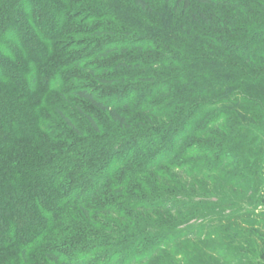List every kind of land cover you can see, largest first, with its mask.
Here are the masks:
<instances>
[{
    "label": "trees",
    "instance_id": "16d2710c",
    "mask_svg": "<svg viewBox=\"0 0 264 264\" xmlns=\"http://www.w3.org/2000/svg\"><path fill=\"white\" fill-rule=\"evenodd\" d=\"M169 1L185 17L188 39L195 37L189 22L230 29L257 16L250 1ZM91 2L0 0V264H127L120 260L138 252L131 241L137 236L126 237L102 216L122 215L121 207L140 210L137 227L146 235L139 247L152 251L157 242L172 247L175 222L198 210L168 206L169 189L157 192L182 184L174 177L178 169L180 179L191 180L188 164L178 159H188L200 145L187 143L200 112L191 103L195 93L183 84L198 83L200 70L186 61L193 48L181 45L180 35L174 40L172 32L184 25L173 26L166 15L149 32L132 19L138 12L125 0H114L110 14ZM132 2L151 13L147 0ZM260 3L254 1L253 8ZM75 6L82 8L79 13L72 12ZM215 13L230 16L229 22L219 23ZM107 19L115 25L105 24ZM70 23L80 27L68 29ZM146 34L157 42L138 37ZM67 36L96 40L85 53L74 54L64 45ZM145 50L172 57L152 59L149 66L133 59ZM234 54L251 57L245 47ZM249 69L240 71L247 76ZM155 84L151 98L138 97L144 90L136 85ZM170 145H181L182 152ZM191 153L201 159L197 150ZM141 261L128 264L146 263Z\"/></svg>",
    "mask_w": 264,
    "mask_h": 264
},
{
    "label": "rangeland",
    "instance_id": "374dc122",
    "mask_svg": "<svg viewBox=\"0 0 264 264\" xmlns=\"http://www.w3.org/2000/svg\"><path fill=\"white\" fill-rule=\"evenodd\" d=\"M76 1L83 5L89 0ZM92 1L91 3L106 8L101 13L110 14L109 8L113 6L114 0ZM233 1L241 5L250 1L257 16H252L244 24L234 22L230 29L214 24L197 26L189 22L188 28L194 31L192 33L195 37L188 39L187 21L180 12L176 13L172 1L147 0L152 8L149 13L140 12L132 0H125L127 7L138 12L132 15V19L140 22L141 26L147 25L144 29L149 32L153 24L165 21L163 19L166 15L167 21L170 20L173 26L179 28L184 25L183 29L174 28L172 32L175 34L174 40L179 42L178 38L181 39V36L184 39L181 45L186 42L193 48L189 52L191 57L186 61L190 62L188 66H197L200 70L199 77L196 78L198 83L185 81L183 84L189 85L190 90L195 93L191 103L195 113L198 115L200 112L199 125L192 123L191 128L194 129V134L203 132V135L200 133L203 137H192V132L187 139L189 144L193 141L200 144L199 149L193 148L191 152L197 150L202 154L201 159H193L191 152V155L187 154L188 159L178 157L181 163L188 164L190 171L187 174L191 180L180 179L177 176L178 169L174 177L181 180L182 184L176 188L169 186L157 190L162 192L161 189H169L168 192L173 198L164 200L168 206L178 209L184 206L198 207V210L184 215V221L175 222L172 247H166L159 242L155 246L160 247L152 251H144L139 247L146 235L143 230L145 228L137 227V221L143 219L140 210L121 207L125 211L122 215L101 217L114 222L126 237L137 236L131 241L135 252H138L130 253L129 260L121 259V263L128 264L130 260L139 258L142 259L141 262L146 261L145 264H264L260 260L264 252V0H259L261 7L257 9L252 4L257 0ZM203 8L212 11L229 10L225 6ZM81 9L80 6H75L72 12L79 13ZM228 17L230 16H218L217 20L219 23H226L229 22ZM104 23L115 25V21L108 22V19ZM68 27L78 29L80 25L70 23ZM148 34L138 37H147L157 42L154 36ZM256 34L261 39L257 40ZM197 38H200L201 44H206L205 48L197 44ZM211 38L218 45L213 44ZM94 40L96 39L84 36L63 38L64 45L70 47V52L74 54L85 53ZM238 47H245L251 55L250 59L235 55ZM133 56V59L141 58L149 66L150 60L167 61L172 54L145 50L141 55ZM244 68H250L247 76L240 71ZM147 70L151 73L157 72L154 69ZM191 71L192 76H195L194 70ZM177 78L180 77L173 80ZM136 87L137 90H144L138 95L144 98H151L158 89L156 84ZM183 135L184 138L185 134ZM178 145H170L169 149H179V155L183 147ZM194 176H198V179H194ZM142 252H146V257L142 256Z\"/></svg>",
    "mask_w": 264,
    "mask_h": 264
}]
</instances>
